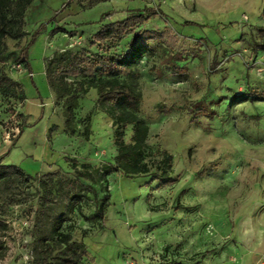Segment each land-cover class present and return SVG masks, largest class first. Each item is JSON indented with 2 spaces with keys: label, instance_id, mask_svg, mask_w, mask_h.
<instances>
[{
  "label": "rangeland",
  "instance_id": "rangeland-1",
  "mask_svg": "<svg viewBox=\"0 0 264 264\" xmlns=\"http://www.w3.org/2000/svg\"><path fill=\"white\" fill-rule=\"evenodd\" d=\"M67 1L35 0L29 35L7 40L6 56L30 43L34 78L12 57L3 62L26 100L0 92V157L9 151L3 164L32 179L0 181V264H54L65 249L54 237L58 221L86 244L84 264H264V50L252 52L264 0H74L62 10ZM145 8L157 14L143 29L163 34L169 48L149 51L122 78L141 96L131 109L149 125L148 144L172 153L173 174L168 182L109 175L106 219L87 221L115 164L116 126L96 89L77 94L73 77L53 89L46 76L73 53L96 52L90 40L103 24ZM175 56L176 67L166 59ZM18 114L27 126L3 142ZM131 135L128 127L126 142Z\"/></svg>",
  "mask_w": 264,
  "mask_h": 264
},
{
  "label": "trees",
  "instance_id": "trees-1",
  "mask_svg": "<svg viewBox=\"0 0 264 264\" xmlns=\"http://www.w3.org/2000/svg\"><path fill=\"white\" fill-rule=\"evenodd\" d=\"M35 0H0V92L10 94L13 98L26 100L23 86L13 80L5 72L3 62L9 56L18 64H22L27 72L32 74L28 60L30 43L17 54H8L7 40L25 39L29 33L25 30L26 11ZM74 0H68L62 10L69 7ZM61 10V11H62ZM58 12L57 14H59ZM157 12L145 8L131 11L122 21L103 24L92 36L90 47L80 52L69 55L67 64H61L54 72L47 73V81L51 88L57 89L67 85V77L75 78L73 86L77 94L87 88H93L98 93V103L105 108L116 126L114 132V144L117 148L115 164L105 170L102 178L106 184L105 194L101 202L97 204L96 212L87 221H104L106 211L110 203V190L108 177L113 173H120L127 178L152 174L154 181L168 182L173 174L174 157L169 151L160 147L153 148L148 144L150 128L146 121L134 110L132 106L141 101V96L122 77L133 76L135 70L146 57L149 51L160 49L166 54L169 46L163 34L157 31L143 29L146 22ZM57 31L66 34V29L58 27ZM261 43L253 42L252 52L264 50V28L258 30ZM34 37L31 42L34 41ZM124 40H128L121 48ZM165 44V45H164ZM67 51V50H66ZM168 63L176 67L175 58H166ZM72 115V111L70 112ZM21 119L20 135L27 126V116L18 114ZM131 127L130 141H125V130ZM14 145V144H13ZM9 152V151H8ZM0 157V181L16 178L21 183L27 184L32 176L15 165L3 164L4 157ZM75 177L80 185L98 198V191L83 181V174L76 170ZM63 222L58 221L54 230L55 239L65 246L61 256L55 258L54 264H84V258L88 257L86 244L72 241L70 234L61 232ZM172 264H181L172 261Z\"/></svg>",
  "mask_w": 264,
  "mask_h": 264
},
{
  "label": "built area",
  "instance_id": "built-area-1",
  "mask_svg": "<svg viewBox=\"0 0 264 264\" xmlns=\"http://www.w3.org/2000/svg\"><path fill=\"white\" fill-rule=\"evenodd\" d=\"M17 68L20 71L25 70V68H24V66L22 64H17ZM0 129H3V125H1V124H0ZM20 129H21V122L20 123L17 122V125L14 126V129L12 128V130H10L9 132H5V133L3 131V135H4L3 136L4 137V141L3 142H7L8 139L10 140L12 138H13V140H16L18 138L19 134H20ZM0 132H2V131L0 130ZM0 145H1V141H0Z\"/></svg>",
  "mask_w": 264,
  "mask_h": 264
},
{
  "label": "crops",
  "instance_id": "crops-1",
  "mask_svg": "<svg viewBox=\"0 0 264 264\" xmlns=\"http://www.w3.org/2000/svg\"><path fill=\"white\" fill-rule=\"evenodd\" d=\"M72 42H74V41H72ZM32 78H34V73H32ZM28 114H29V116H32L33 112L31 113L30 111H28Z\"/></svg>",
  "mask_w": 264,
  "mask_h": 264
}]
</instances>
